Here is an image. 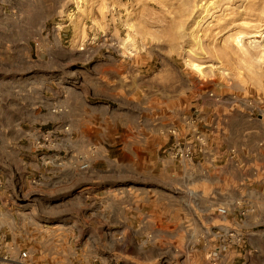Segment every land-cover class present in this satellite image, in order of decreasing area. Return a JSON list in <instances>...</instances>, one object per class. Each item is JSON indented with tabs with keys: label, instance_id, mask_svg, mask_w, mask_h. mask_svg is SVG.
I'll use <instances>...</instances> for the list:
<instances>
[{
	"label": "rangeland",
	"instance_id": "obj_1",
	"mask_svg": "<svg viewBox=\"0 0 264 264\" xmlns=\"http://www.w3.org/2000/svg\"><path fill=\"white\" fill-rule=\"evenodd\" d=\"M0 94L12 99H5L0 120L14 122L16 144L35 143L38 131L53 130L40 124L51 109L63 132L59 160L47 165L59 168L58 198L42 193L48 186L42 180L31 188L17 181L20 172L39 169L38 162L17 160L6 168L0 249L13 258L28 250L32 264H100L91 243L103 244L111 232L101 197L114 189L134 192L127 214L132 226L122 235L127 252L129 241L140 243L132 254L159 264L170 246L182 249L188 240L198 251L218 223L216 207L235 202L230 187L216 183L235 149L208 141L204 129L216 124L205 123L202 114H220L228 130L232 117L242 128L247 117L264 115V0H0ZM81 98L109 107L113 124L105 121L102 138L87 120L75 119L71 108ZM185 118L196 119L212 163L198 155L191 162L172 159L165 151L171 138L161 149L150 136L138 150H121L127 128L167 136L171 128L184 132ZM185 142L193 143L192 136ZM125 160L130 166L120 167ZM92 175L106 178L95 186L101 194L80 197ZM137 176L146 180L131 179ZM168 190L176 208L170 220L161 208L166 197L157 196ZM149 234L151 242L143 245ZM257 250V264H264V245Z\"/></svg>",
	"mask_w": 264,
	"mask_h": 264
},
{
	"label": "crops",
	"instance_id": "obj_2",
	"mask_svg": "<svg viewBox=\"0 0 264 264\" xmlns=\"http://www.w3.org/2000/svg\"><path fill=\"white\" fill-rule=\"evenodd\" d=\"M5 99L8 100L9 103L12 101L10 94H8L7 97L4 96V94H0V114L5 111L3 106ZM81 99L76 102L77 106L75 108H71V111H75V119L77 122L87 120L88 126H94L92 130L93 134L102 138L104 134H107L104 128L106 126L105 121L108 120L111 125L113 124L109 107L101 106L102 103L98 105L95 102L92 103L89 99L87 100V98ZM13 109L14 106L9 105L8 113H12ZM212 113L213 112H205L202 114V119L205 120V123L208 122L209 125H211L212 122H214V124H216L215 129H204L208 141L215 144L216 148L219 150L235 149V154L231 159L225 160L221 165V172L216 178V183H221L222 185L226 184L227 187H230L228 193L235 198V202H240L254 210L243 219L239 217L236 210L230 212L228 215V224L231 226H238L251 232L250 244L254 248L259 249L260 246L264 245V115L247 117L248 122L242 128L236 127L234 123V121L240 120V118L237 116L232 117L233 126L228 130L221 126V120L224 118L221 117L220 114ZM47 114L48 117L42 119V123L38 122V124L48 125L51 129L55 130L57 137L54 139L57 141V144L45 152L39 151L40 153H37L38 150L35 148L34 143H27L24 145L16 144L13 135L15 126L12 125L14 122L11 124L8 122V125H5L4 122L0 120V183L4 181L3 176L5 175L6 168L12 169L11 165L15 164L17 160H22L23 163L27 165H31L34 161L36 165H38V163L40 164V168L36 170L30 168L29 170L20 172L17 181L19 183L29 184L31 188L32 181L39 177L43 183L48 185L42 193L46 194L49 199H52L59 197V168L51 165L47 168V166H43L39 160H48L49 162L59 160V133L63 132L62 130L59 131V113L51 109ZM29 124L33 126L36 123ZM28 129L31 131L33 127H29ZM126 131V133L120 135L121 150L125 153L134 148L138 150L139 145L145 143L150 136L154 137V144L159 141L158 147L160 149L161 144H167L169 138L168 136H164L161 131L158 133L154 131L150 132L149 130H141L137 126L131 127L130 129L127 128ZM77 134H80V132H77ZM158 137L160 138L158 139ZM129 166L130 163L128 160H125V162L122 161L120 165V167L126 168ZM101 179L106 178L93 175L90 176L87 180L88 186L82 188L78 192V195L80 197L89 198V196L96 197L101 194V191L95 188L96 184H98ZM131 179L139 181L146 180V178L142 176L131 177ZM131 179L125 178V180H123L119 178V182H127V180ZM168 184V187L174 186V183L172 184L170 181H168ZM133 193V191H117L113 189L101 197L107 199L102 209L110 219L107 225L111 232L108 234L109 236H103L105 239L103 244L95 238L91 243L95 253L93 256H98L97 258L100 264H125L127 262H135L136 264L149 263V261L140 258L141 256H134V254H132L134 253L135 247L132 241L133 244L130 245V253L127 252L128 248L126 245L117 241L118 237L121 234H125L132 226L127 214L132 206H134L133 202L129 201ZM172 193L171 190H168V192L164 193L162 196L157 193L159 199L165 197L167 199V203L163 204L161 208L167 210L166 212L169 214V220L176 210L174 200H172L174 197L171 196ZM189 194L191 195L192 193L190 192ZM116 198L119 199L118 202L115 201ZM158 203H160V201ZM14 206V203L11 202L9 205L11 211L17 210ZM186 213L189 216L193 213L188 206L186 208ZM130 217H132L133 220L136 218V216L133 215ZM184 224L187 225L186 220ZM192 241L193 240H188L186 242ZM193 255L195 258H198V251H193L192 256Z\"/></svg>",
	"mask_w": 264,
	"mask_h": 264
},
{
	"label": "built area",
	"instance_id": "obj_3",
	"mask_svg": "<svg viewBox=\"0 0 264 264\" xmlns=\"http://www.w3.org/2000/svg\"><path fill=\"white\" fill-rule=\"evenodd\" d=\"M196 119L185 118L183 125L186 130L179 132L176 128H171L166 131V135L171 138V142L167 145L165 151L172 159L180 162H191L195 156H200L206 163L211 162L212 159L208 156L207 145L204 135L196 127ZM67 130V129H65ZM188 134L192 136L193 143H186L185 139ZM57 137L55 130L38 131L35 139V148L38 151L50 150L57 144L54 139ZM232 156L235 154L231 150ZM45 166L49 164L48 160L43 161ZM80 170L87 168V165L79 166ZM35 185H40L41 179L32 181ZM236 210L241 219L245 218L254 210L240 202H234L230 207L218 206L215 209L214 215L217 224L211 225L205 236L201 238V246L199 256L195 260L192 256L195 242H186L182 249L170 246L166 252L167 255L162 257L159 264H257L259 259V252L250 244L251 232L244 230L238 226H231L228 224V215L230 212ZM121 234L117 241L126 245L127 241ZM152 235L145 236V244L150 243ZM130 245L133 243L131 241ZM141 248V244L134 243ZM212 249L213 251H211ZM169 254V255H168ZM248 258V260H247ZM0 263L1 264H32L28 250L19 252L17 257H11L8 250L0 249Z\"/></svg>",
	"mask_w": 264,
	"mask_h": 264
},
{
	"label": "bare ground",
	"instance_id": "obj_4",
	"mask_svg": "<svg viewBox=\"0 0 264 264\" xmlns=\"http://www.w3.org/2000/svg\"><path fill=\"white\" fill-rule=\"evenodd\" d=\"M194 67H195V68H197V69L199 68V66H198V65H195ZM189 193H190V192H189ZM191 195H192V194H191ZM193 195H194V194H193Z\"/></svg>",
	"mask_w": 264,
	"mask_h": 264
}]
</instances>
